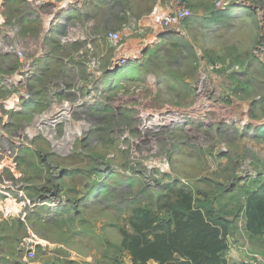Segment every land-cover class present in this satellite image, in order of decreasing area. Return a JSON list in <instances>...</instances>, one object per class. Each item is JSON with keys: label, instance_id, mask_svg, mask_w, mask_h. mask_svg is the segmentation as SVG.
I'll return each mask as SVG.
<instances>
[{"label": "rangeland", "instance_id": "obj_1", "mask_svg": "<svg viewBox=\"0 0 264 264\" xmlns=\"http://www.w3.org/2000/svg\"><path fill=\"white\" fill-rule=\"evenodd\" d=\"M179 1L200 16L147 24ZM135 3L0 0V264H132L133 209L167 221L182 187L229 262L264 260L242 216L264 177V0Z\"/></svg>", "mask_w": 264, "mask_h": 264}, {"label": "trees", "instance_id": "obj_2", "mask_svg": "<svg viewBox=\"0 0 264 264\" xmlns=\"http://www.w3.org/2000/svg\"><path fill=\"white\" fill-rule=\"evenodd\" d=\"M164 206L167 221H160L145 208L132 211L131 231L120 230L121 248L132 264H230L226 225L195 207L192 194L184 187L173 191ZM244 229L252 236L264 235V177L246 198Z\"/></svg>", "mask_w": 264, "mask_h": 264}, {"label": "built area", "instance_id": "obj_3", "mask_svg": "<svg viewBox=\"0 0 264 264\" xmlns=\"http://www.w3.org/2000/svg\"><path fill=\"white\" fill-rule=\"evenodd\" d=\"M219 9L225 10L226 3L219 1L216 5ZM193 13L182 2H171L169 5L161 6L156 4L149 14V25L161 32L179 31L184 21L189 19ZM119 34H110V40L116 42ZM256 259H246L242 264H264V260L254 256ZM260 261V262H259Z\"/></svg>", "mask_w": 264, "mask_h": 264}, {"label": "crops", "instance_id": "obj_4", "mask_svg": "<svg viewBox=\"0 0 264 264\" xmlns=\"http://www.w3.org/2000/svg\"><path fill=\"white\" fill-rule=\"evenodd\" d=\"M189 1V0H188ZM146 2H147V0H136V3H135V5H134V7H133V9H135L134 11L136 12V11H140L142 8H144V10H145V12L148 10V8L150 7V5L152 6L155 2H156V0L154 1V0H151L150 1V5H148V4H146ZM158 4V3H157ZM156 5V4H155ZM155 5H153V7L155 6ZM153 7H151V8H153ZM194 15H196V16H200V14H201V11H198V12H194L193 13ZM192 14V15H193ZM225 16V15H224ZM148 20L146 21L147 22V24L149 25V22H150V20H149V17L147 18ZM168 34H171V36H170V38H172V37H174L177 33H175V32H168ZM164 36H166V35H164ZM260 133H263L264 134V128L262 127V128H260ZM253 190H255V188L253 189ZM252 190V191H253ZM251 191V192H252ZM251 192H249L248 194H247V196L251 193ZM247 196H246V198H247ZM246 198H245V201H246ZM244 208H245V202H244V206H243V211H242V216H243V225L245 224V218H244ZM246 231V230H245ZM246 233L248 234V236H252V235H250L247 231H246ZM228 236L229 235H227V240H228ZM258 237H264V235L263 236H258ZM263 248H264V246H263ZM224 259L228 262V263H230V264H237L236 262H234V261H232V262H229V260L226 258V257H224Z\"/></svg>", "mask_w": 264, "mask_h": 264}, {"label": "bare ground", "instance_id": "obj_5", "mask_svg": "<svg viewBox=\"0 0 264 264\" xmlns=\"http://www.w3.org/2000/svg\"><path fill=\"white\" fill-rule=\"evenodd\" d=\"M203 104H204V103H203V100H202V99H199V100H198V105H203ZM195 108H196V109H200L199 111L205 110L203 106H202V107H199V106L195 105ZM61 111H63V110L58 111V114H59V113L61 114ZM44 119L46 120V119H48V117H45ZM78 130H79V129H78ZM74 132H76V131H74ZM70 133H71V132H70Z\"/></svg>", "mask_w": 264, "mask_h": 264}]
</instances>
